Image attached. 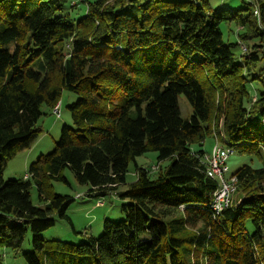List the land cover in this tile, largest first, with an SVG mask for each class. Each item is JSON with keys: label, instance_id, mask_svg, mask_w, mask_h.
I'll return each instance as SVG.
<instances>
[{"label": "trees", "instance_id": "16d2710c", "mask_svg": "<svg viewBox=\"0 0 264 264\" xmlns=\"http://www.w3.org/2000/svg\"><path fill=\"white\" fill-rule=\"evenodd\" d=\"M242 1L234 10L207 0H0V264L27 231L25 264H264V0ZM255 82L262 89L251 94ZM62 91L77 96L66 106L72 126L22 179L4 180L6 159L31 145ZM222 136L248 163L228 169L235 195L213 217L219 184L202 147ZM148 152L155 170L135 163ZM65 168L86 196L121 201L123 218L78 244L41 237L56 219L70 222L75 198L51 189Z\"/></svg>", "mask_w": 264, "mask_h": 264}, {"label": "rangeland", "instance_id": "374dc122", "mask_svg": "<svg viewBox=\"0 0 264 264\" xmlns=\"http://www.w3.org/2000/svg\"><path fill=\"white\" fill-rule=\"evenodd\" d=\"M207 1L215 9L230 7L235 10L245 7L244 1L242 0ZM77 7L72 10V14H83L84 5H81L78 8ZM227 31L228 28L225 25L221 26V32L224 39H226ZM228 40L232 42L234 37L230 35ZM235 53L239 54V49H235ZM261 89L262 85L259 82H255L250 91L251 94H254L256 90ZM76 98L77 96L73 93L62 91L59 101V118L50 113L39 119L38 124L41 130L31 145L28 148L19 151L13 158L6 159L2 174L4 180L22 179V177L27 173L28 166L31 162L35 161L40 154H46L54 148V144L59 138L61 126H72V121L66 106L74 102ZM178 106L182 119H186L192 114L191 106L182 94L178 95ZM221 139H223V136L217 141L221 143ZM214 142V137H207L204 140L202 148L206 152H209L211 147L214 145ZM135 163L138 166L147 167L151 170H155L158 167V164H156L155 152H148L136 157ZM246 163H248V161L245 157L240 156L237 153H231L227 160V167L229 172L233 173L238 167ZM133 167L134 164L130 162L128 173L126 175L127 182L134 179ZM62 175L65 178V182L52 181L51 189L54 193L75 198L67 209V215L70 218V222L66 219H56L55 224L41 234L43 239L60 240L63 242L78 244L87 241L89 236L93 238L98 237L102 233V222L104 219L118 221L123 218L119 208L121 201L114 194L109 193L102 197H88L85 195L88 190L87 186L78 184L70 169L65 168L62 171ZM121 189H123V187H118L117 191ZM234 195L235 194L233 193L232 196ZM30 199L33 205H42L38 199V192L35 186H32L30 189ZM98 200H103L104 204L102 206H96V202ZM30 240L31 232L27 231L21 251L16 254L7 252L3 258V264H25L22 258V252L31 250Z\"/></svg>", "mask_w": 264, "mask_h": 264}, {"label": "built area", "instance_id": "2783aa9c", "mask_svg": "<svg viewBox=\"0 0 264 264\" xmlns=\"http://www.w3.org/2000/svg\"><path fill=\"white\" fill-rule=\"evenodd\" d=\"M254 14L258 16V10H254ZM244 49V47H243ZM264 55V47L262 49ZM52 113L59 116V103L52 107ZM232 151L224 148L215 140L210 151L203 155V162L206 167V174L209 178L216 180L219 184L218 189L212 194L210 209L213 217L217 216L224 208L230 205V195L235 189L236 179L233 176H228L227 160ZM227 176L229 178H227ZM103 201L96 202V206H102Z\"/></svg>", "mask_w": 264, "mask_h": 264}, {"label": "bare ground", "instance_id": "6f19581e", "mask_svg": "<svg viewBox=\"0 0 264 264\" xmlns=\"http://www.w3.org/2000/svg\"><path fill=\"white\" fill-rule=\"evenodd\" d=\"M60 115V114H59ZM212 148V147H211ZM229 176V175H228ZM232 195V194H231ZM231 197V196H230ZM234 199V198H233ZM231 203H232V200H231V202H230V205L228 206V207H230L231 206ZM227 208V207H226ZM225 209V208H224ZM223 209V210H224ZM220 214V213H219Z\"/></svg>", "mask_w": 264, "mask_h": 264}]
</instances>
